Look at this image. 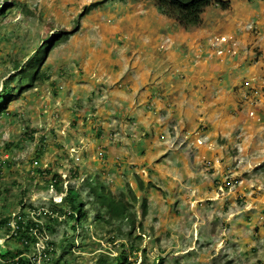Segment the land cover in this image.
<instances>
[{
    "label": "crops",
    "instance_id": "1",
    "mask_svg": "<svg viewBox=\"0 0 264 264\" xmlns=\"http://www.w3.org/2000/svg\"><path fill=\"white\" fill-rule=\"evenodd\" d=\"M101 4L83 17L75 35L83 39L70 38V48L56 68L72 72L66 84L58 83L63 88L56 129L61 133L86 123L82 129L90 138L89 147L99 154L98 146H104L105 158H99L95 168L105 180H117L119 187L123 176L131 175L138 189V175L146 197L155 192L149 182L160 186L170 203L164 225H174L178 218L172 210L177 200H169V190L177 195L178 188L188 202L198 199L192 191L199 193L198 183H187L197 182L191 160L200 155L203 162L207 153L213 180L226 174L242 181L234 192L241 191L226 194L233 202L228 214L240 215L238 225L258 226V241L264 245V0H229L226 9L214 4L216 16H206L204 9L201 23L189 27L163 13L156 0ZM220 35L233 39L212 46ZM86 102V108H77ZM170 119L179 129L171 135L165 132L161 144L158 131ZM134 127L144 136L114 143L116 132ZM168 148L173 157L162 158ZM195 148L200 153L187 150ZM228 149L231 163L240 166L231 173H226L222 155ZM95 173L90 169L87 174ZM156 198L159 213L166 204ZM242 201L240 207L234 204Z\"/></svg>",
    "mask_w": 264,
    "mask_h": 264
},
{
    "label": "rangeland",
    "instance_id": "2",
    "mask_svg": "<svg viewBox=\"0 0 264 264\" xmlns=\"http://www.w3.org/2000/svg\"><path fill=\"white\" fill-rule=\"evenodd\" d=\"M90 1L92 0H0V6L2 4L10 6L8 10L4 8V12L0 13V92L4 82L13 77L10 84L17 86L16 66L26 65L27 59L40 45L54 38V44L49 47L47 53H42L39 57L42 61L39 70L44 75L28 88L22 89L21 93L14 95L5 111L0 114V218L7 214L18 216L22 212L28 213L29 217H35L33 210L40 208L41 222L47 223L50 216L47 210L54 209L56 204L59 206L62 204L56 201L60 200V192L50 184L54 173L61 174L59 186L65 190L68 184L83 188L82 178L92 169L96 171L94 175L98 180L111 186L116 194L120 191L125 193L126 190L130 196L125 187H120L122 190L118 189L115 184L117 180H105L99 168H95L98 159L105 158L104 146H98L99 154L96 152V147H89L90 138L87 137L86 130L82 129L86 123L83 122L79 126L76 123L69 129L60 130L61 133H59L56 125L61 121L55 118L56 115L50 108L55 104L58 107L60 104L58 100L62 92L58 83L66 84L65 81H68V77L72 74L68 69L59 73L56 68L65 50L70 48V38L83 39V37L76 38L75 35L79 33V29H82L83 17L91 11H86L80 16L85 10L84 6L90 4ZM214 4L211 3L205 7L208 14L206 16H216L217 7ZM101 8H104L103 4ZM73 28H77V32L71 34L68 41H55V33ZM74 71L77 73L76 70ZM47 76L50 78L48 79ZM50 82L57 85L56 93H53ZM49 102L53 104L43 109L44 104ZM86 104L88 102L78 105L77 108L84 109ZM175 128L179 129L178 123L170 119L164 129L158 131L159 142L162 144V140L167 139L165 132L168 135L174 134ZM141 130L135 127L127 129L126 133L119 130L113 137L114 143L120 142V138L143 137L144 133ZM124 146L127 145L124 144ZM187 150L193 154L200 153L196 148ZM170 151L171 149L168 148L161 157H173ZM230 152L232 149L222 153L228 165L226 173L234 170L235 167H240L239 162H235V165L231 163L233 159H229ZM201 158L202 156L199 155L197 159L194 155L191 160L195 162L194 165L192 164L193 168L198 170L195 173L197 182H187L198 183L200 186L199 193L192 188L198 199L188 202L184 194L178 192V188H175L177 195L168 191L169 200L171 202L177 200V203L172 206V210H175V215L178 216L174 225L163 224V219L170 216L167 208L170 203L165 200L163 189L151 181L149 185L154 186L155 192H151V197H146L145 214L142 217L139 214L135 218L137 221L142 218L140 223L143 226H139L134 232V234L138 231L144 232L145 235H142L141 239L131 242L126 234L129 227L125 222L122 223L121 229L117 227L121 222L116 225L115 220L112 224L103 225L102 223L95 226L93 213H90V218L82 224L83 226H79L73 232L69 219L61 216L57 223L55 221L56 231L47 232L45 236V239L57 242L54 259L62 255L60 262L56 263L54 259L44 257L41 250L45 239L42 235L39 236L40 239L34 245L30 256L37 253L35 256L38 264H44L46 261L45 264H95L99 255L108 253L111 255L110 262L115 263L116 260L113 258L118 257L122 249L121 244L125 243L128 259L133 261L137 258L135 264L140 262L141 264H264V245L258 241L260 228L258 226L253 228L248 222L238 225L240 215L230 217L228 214L233 202L229 200L232 197L228 198L226 194L232 190V193L241 191L240 189L234 192L242 181L226 174L222 175L223 178L219 175L218 179L213 180L211 167L213 164L208 162L207 153L203 162ZM197 163L199 166L196 167ZM257 170L258 168H255L254 172ZM159 171L163 170L159 169ZM123 178H125L124 186L130 183L134 185L131 175H124ZM202 187L204 189H201ZM132 190L136 191L135 188ZM192 191L190 188L185 189L187 194H191ZM81 192L87 207L90 208L94 197L88 196L87 191L81 190ZM144 196L145 194H139L137 201H134V208L138 210V213L141 212L140 202ZM156 196H159L166 204L160 205L159 213L156 210L158 207ZM255 197L258 198L257 194ZM240 203L234 204L240 207L244 202ZM224 204L226 206H223ZM196 206L198 212H196ZM151 209L154 216L150 215ZM227 217L231 220L226 219ZM122 232L125 233L124 238H122ZM110 233L116 235V240L108 243ZM64 235H67L69 239L66 245L67 251H64L65 247L60 245ZM12 241L14 239L9 236L8 230L0 227V245L13 246ZM251 241L255 245H252ZM131 243L139 247L137 252L132 251Z\"/></svg>",
    "mask_w": 264,
    "mask_h": 264
},
{
    "label": "trees",
    "instance_id": "3",
    "mask_svg": "<svg viewBox=\"0 0 264 264\" xmlns=\"http://www.w3.org/2000/svg\"><path fill=\"white\" fill-rule=\"evenodd\" d=\"M158 3V7L166 13L168 16L174 18L181 25L185 27L197 25L202 21V12L205 7L211 3H215L219 5L222 9H226L229 6V0H156ZM103 0L94 1L84 6V12L80 14V16L84 15L86 11H89L92 7H96L99 3H102ZM4 12V5L0 6V13ZM75 29V30H74ZM77 28H73L71 30H64L55 33V41H64L66 40L71 33L76 31ZM54 38H50L42 46L38 47L34 54H32L26 61V65L24 66H16L18 77V85L14 86L10 84L11 78L9 81H5L3 84L2 92H0V114H2L7 108L9 102L12 100L14 95L21 93V90L24 88H28L31 86L38 78L42 77L44 73H41L39 70L41 61L39 57L49 49L51 45L54 44ZM16 90V91H15ZM61 179V174H56L52 176L51 185L56 188V190H61L62 188L59 186V180ZM83 188H78L74 185L68 184L65 194L62 198V204L59 206L55 205L54 209L51 211L47 210L50 214L49 220L47 223L41 222L42 210L38 208V210H34L37 213V220L33 217H28V213L22 212L17 216L19 219L17 220L18 227L16 230H12L11 238L14 239L13 246L0 245V264H37V259L34 255L31 257L30 254L34 249V245L40 239V235L45 236L47 232L53 233L56 231V223L58 222L59 217L63 216L64 218H68L70 221V227L73 232L77 230L79 226H83L90 218V213H93V223L95 226L105 224H112L113 221H116V225L118 228H122V223L125 222L129 227V230L126 232L127 235L131 236L133 230L138 226H142L136 218V212L131 208L132 204L123 197L116 196L107 186L103 185L101 182L96 181L90 177H86L83 179ZM138 186H143L141 180H137ZM87 191V195L94 197L91 200L92 206L90 208L87 207V202L83 199L82 192ZM132 199H136L135 194L132 193ZM23 203V202H22ZM58 205V206H57ZM141 212L142 215L146 212V198L143 199ZM96 206V207H95ZM11 214L4 215L0 218V227L4 229H11L9 225V219ZM121 221H119V220ZM138 223V225H137ZM113 227V225H112ZM124 236V232L121 233ZM110 237L108 236V243H111L116 240V235L110 233ZM140 235H136V238H140ZM68 236L64 235L61 246L65 247L64 251H67V243ZM18 242V243H17ZM59 244V243H58ZM16 245V246H15ZM123 245V243H122ZM57 242L48 240L47 238L44 240L43 247L41 252L43 253L46 259H54L56 256V248ZM131 247H134L133 245ZM40 250V248H39ZM121 252H125L124 248H122ZM122 254V253H121ZM121 254L118 257H114L116 260L115 263L110 262L111 255L108 253H102L96 260L95 264H121L122 262H126L127 264H134L135 260L131 261L128 257H125ZM62 255L54 261L56 263L60 262ZM119 260V261H118ZM45 261V260H44ZM47 263V261L45 262ZM44 263V264H45Z\"/></svg>",
    "mask_w": 264,
    "mask_h": 264
},
{
    "label": "clouds",
    "instance_id": "4",
    "mask_svg": "<svg viewBox=\"0 0 264 264\" xmlns=\"http://www.w3.org/2000/svg\"><path fill=\"white\" fill-rule=\"evenodd\" d=\"M2 5H4V4H2ZM4 8L5 9H9L10 8V6H7L6 4H5V6H4ZM71 30V29H70ZM77 30V29H76ZM75 32V31H74ZM73 32V33H74ZM73 33H71V34H73ZM70 34V35H71ZM69 35V36H70ZM69 38V37H68ZM67 38V39H68ZM66 39V40H67ZM65 41V40H64ZM64 41H61V42H64ZM42 45H40V47H41ZM45 53H47V51L45 52ZM42 62V61H41ZM46 75H48V74H46ZM47 78L49 79L50 78V76H47ZM50 83H52V89H53V93H56V84H54V82H50ZM59 86V88L61 89V88H63V86L61 85H58ZM61 94H60V99H61ZM58 100V101H60V104H61V100ZM53 104V102H49V103H45L44 104V107H43V109L44 108H48L49 106H51ZM60 104H59V106H60ZM59 106L57 107L56 106V104L54 105V106H51L50 108H51V110H52V112H53V114L54 115H56L55 116V118H59V121L61 120V113H60V109H59ZM0 167H1V163H0ZM53 176V175H52ZM62 177V176H61ZM86 177H90V178H92V179H94V180H96V181H99V182H101L100 180H98V178L95 176V175H93L92 177H91V174H86L83 178H82V180L84 179V178H86ZM136 179L137 180H141L142 181V184H143V186H138V189H136V191H133L132 189H134V185H132L131 183H130V185H122V186H119L118 187V189L120 188V187H125V189H127V192L130 194V196H132V193L133 194H135V196H136V199H132V197H130V196H128V194L126 193V190H125V193H123V191H120L119 192V194H116L113 190H112V187L111 186H107L104 182L102 183L103 185H105V186H107L116 196H118V197H123L122 199H125V200H128L131 204H132V209L136 212V216L138 217L139 216V214H140V216L142 217V212H139L138 213V210L136 209V208H134V205H135V203H134V201L136 200L137 201V196L140 194H142V190H143V187H144V181L137 175L136 176ZM51 180H52V178H51ZM109 181H111L110 179H108ZM53 181V180H52ZM103 181V180H102ZM50 184H51V182H50ZM72 185V184H71ZM137 185H138V183H137ZM52 186V185H51ZM68 186V185H67ZM67 186H66V188H67ZM75 186V185H74ZM133 186V187H132ZM66 188H65V190H66ZM65 190H63V189H61L60 191L59 190H56V191H59L60 192V194H61V196H60V200H56L57 202H60V203H62L61 201H62V198H63V196H64V194H65ZM120 190H122L121 188H120ZM143 197V196H142ZM144 198H146V196H144ZM143 198V199H144ZM143 199L141 200V202H140V207H141V203H142V201H143ZM35 210V209H34ZM34 210H33V214H35L36 216H38L37 215V213H35L34 212ZM141 210V209H140ZM49 212L51 213V212H53V211H51V210H49ZM19 216V215H18ZM28 216V215H27ZM34 217V216H32L35 220H37L36 218L37 217ZM29 217V216H28ZM32 217H30V218H32ZM19 218L16 216V214L15 215H13V216H11L10 217V221H9V225L11 226V229H9L8 230V232H9V236L12 234V230H14L13 229V225H12V222H15V225H17L18 226V223H17V220H18ZM141 220H142V218H141ZM140 220V221H141ZM138 222V221H137ZM137 225H138V223H137ZM143 226V225H142ZM141 226V227H142ZM139 227V226H138ZM138 227H136V228H138ZM17 229V228H16ZM133 230V232H132V237L131 236H129L130 237V239H131V242L133 243L134 242V240L135 239H141L142 238V235H145V233L144 232H140V231H138V232H136L135 234H134V232H135V230L136 229H132ZM11 233V234H10ZM136 235H140L141 237L140 238H136ZM122 238H124V236L122 237ZM36 243H38V241L36 242ZM118 243V242H117ZM131 243V244H132ZM133 246H134V244H132ZM131 245V246H132ZM121 246H122V248H124V251L125 252H119V254H121V257H122V255H124L125 257H128L127 255H126V249H125V243H123V245L121 244ZM43 247V246H42ZM40 248V247H39ZM131 249H132V251L134 252V250H135V252H137L138 250H139V247L138 246H134V247H131ZM121 251H122V249H121ZM131 251V252H132ZM137 258H135V260H136ZM158 261H159V259H158ZM135 262V261H134ZM38 264V263H37ZM135 264V263H134ZM139 264H141V262L139 263Z\"/></svg>",
    "mask_w": 264,
    "mask_h": 264
},
{
    "label": "built area",
    "instance_id": "5",
    "mask_svg": "<svg viewBox=\"0 0 264 264\" xmlns=\"http://www.w3.org/2000/svg\"><path fill=\"white\" fill-rule=\"evenodd\" d=\"M230 39H233V35H220L219 37H216V38L212 41L211 45H212V46H215V45L218 43L217 41H226V40H230ZM12 225H13V229L16 230V228H17L18 226L15 225V222H12ZM35 257H36V256H35ZM36 259H37V257H36ZM37 263H39L38 260H37Z\"/></svg>",
    "mask_w": 264,
    "mask_h": 264
}]
</instances>
